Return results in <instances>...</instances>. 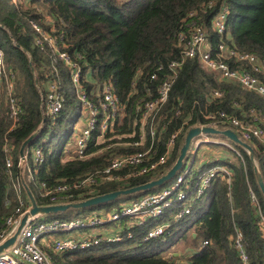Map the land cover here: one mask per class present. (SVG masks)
<instances>
[{"label":"trees","instance_id":"trees-1","mask_svg":"<svg viewBox=\"0 0 264 264\" xmlns=\"http://www.w3.org/2000/svg\"><path fill=\"white\" fill-rule=\"evenodd\" d=\"M16 1L0 0V27H3L0 28V47L5 53L6 65L15 75V97L22 111L16 127L9 131L11 120L6 107L3 104L0 106V230L18 207L12 185L17 180L19 149L38 130L42 121L40 94L35 81L46 82L52 78L58 83L63 97V106L57 117L53 121L46 119L37 138L26 148L27 152L30 147L39 146L44 154L43 164L34 166L30 161L29 172L24 171L25 183L39 206L46 203L40 199L38 183L52 186L62 180L73 182L78 177L104 169L116 156L145 150L150 143L149 129L153 116L154 123H160L158 129L160 126L165 128L155 140L159 155L163 154L170 135L181 129L168 170L178 157L187 131L196 125L208 123L205 115L226 112L230 116L243 118L254 110L260 114L259 126L264 129V98L238 85L219 81L218 76L203 69L197 59L183 61L167 102L157 113H153L143 127L140 122L144 103L155 98L163 74L159 72L156 80L150 77L159 65L166 67L171 61L181 60V47L176 37L187 24L192 21L203 24L211 44V53L215 55L219 38L211 30L210 20L219 12L222 4L228 10L227 42L232 43L238 51L252 54L264 63V0H29L26 7L22 0ZM209 2L214 3L212 9L201 8ZM193 11L197 12V16L187 19ZM44 16L52 21V35H63L64 51L82 66V81L88 93L96 84H111L124 106L123 116L116 121L113 133L100 138L98 142V132L93 134L89 156L84 160L68 159L65 153L73 129L81 118V104L71 85L68 70L53 56L46 44L42 49L36 44L37 33L31 23L49 31L50 26L42 23ZM17 45L19 48H16ZM227 62L233 68L247 67L236 65L231 60ZM253 74L264 81V74ZM214 91L221 93V97H212ZM216 125L221 130H236L230 125H222L218 117ZM141 133L144 135L142 145L133 146ZM4 136L14 147L10 175L5 168ZM221 139L226 140L224 137ZM231 145L243 163L235 152L227 150L204 166V169L223 166L231 171L230 187L225 180L216 179L193 205L190 213L173 223L170 233L163 240H140L143 232L161 222L154 221L137 228L133 240L60 254L54 256L55 264H242L231 246L234 228L244 236L249 264H264V240L249 203V187L256 194L263 215L264 199L247 153L239 146ZM249 145L264 180V142L254 140ZM149 181L151 177L122 185L102 184L92 193L73 200L84 201ZM173 181L104 205L48 215L44 219L68 220L97 209L127 203L140 196L159 192ZM22 195L26 200L24 190ZM176 208H172L168 214ZM203 241H207L208 245L202 246ZM180 251L182 257L185 255L184 261L173 255Z\"/></svg>","mask_w":264,"mask_h":264},{"label":"built area","instance_id":"built-area-1","mask_svg":"<svg viewBox=\"0 0 264 264\" xmlns=\"http://www.w3.org/2000/svg\"><path fill=\"white\" fill-rule=\"evenodd\" d=\"M213 6L214 3L209 2L201 8L206 7L210 10ZM196 16L197 12L193 11L188 14L187 19ZM227 16L228 10L222 4L219 12L210 20V28L219 38L215 55L211 53V44L203 24L192 21L187 24L184 31L178 33L176 38L178 45L181 47V60L171 61L166 67L159 65L151 75V80H156L159 72L163 74V77L155 98L145 102L141 110L140 122L142 127L153 116V113H157L167 102L172 83L185 59H197L202 68L216 74L219 81L238 85L242 89L254 92L264 98V81L253 74H264V63L252 54L238 51L232 43L227 42L229 39L226 34ZM31 24L33 30L37 33L36 44L41 49L46 44L52 50L53 56L69 72L71 85L78 102L81 104V118L73 129L74 139L66 147L65 153L68 159L84 160L89 156L88 152L92 146L90 144L93 134L98 132V138H102L109 133H113L116 121L123 116L124 106L114 93L111 84H96L89 94L82 81V66L64 51L63 35L53 36L51 33L44 31L39 25ZM230 60L236 65H244L249 69L247 67L233 68L227 62ZM14 84L15 75L6 65L5 53L0 47V106L3 104L6 107L8 118L11 120L9 131L16 127L22 112L15 97ZM36 87L40 94V112L42 121L44 120V123L41 121L38 128V136L45 120L49 118L53 121L61 111L63 97L58 83L52 78H49L46 82H41L39 85L36 83ZM212 97L220 98L221 93L214 91ZM217 117L222 125L234 127L236 129L235 134L242 142L247 144L254 140L264 142V129L259 126L261 117L254 110L243 118L230 116L226 112L211 113L204 116L208 122L207 124L196 125L195 127H211L221 130L216 125ZM159 124L158 122L154 123L153 116L149 129L150 143L143 151L116 156L104 169L95 174L78 177L73 182L62 180L52 186L38 183L40 199L46 203L44 206L82 202L73 199L82 198L83 195L92 193V190L102 184L122 185L144 177H151L152 181L166 174L170 170H168V163L173 157L177 145L176 140L181 129L170 135L166 140L163 154L159 155L155 140L165 130L164 126H160L161 128L158 129ZM143 140L144 135L141 133L133 146H141ZM193 142H195L196 148L192 154V160L188 163L184 160L182 169L172 179L174 180L173 183L159 192L140 196L133 201L109 208L97 209L68 220L57 218L47 220L44 219L45 216L43 215L33 216L26 221L17 233L21 219L30 210L28 199L25 200L22 195L25 168L29 166L30 161L34 166L44 163V154L39 146L31 148L27 152L25 150L24 159L20 156L18 158L17 180L12 185L17 196L18 207L5 220L4 227L0 230V246L13 236H15V240L9 247L0 252V264H55L54 256L60 254L133 240L137 228L159 220L161 222L154 224L143 232L140 240L141 242L153 239L163 240L170 233L173 223L183 219L190 213L193 205L212 187L216 179L225 180L228 187L231 184L232 173L227 168L215 166L204 169V166L209 162L206 149L199 155L203 164L200 167V162L195 165V154L202 145H220L219 143H221L222 146L231 151L232 146L221 139L217 143H211L208 136H200ZM2 148L5 154L6 172L10 175L14 147L7 136L3 137ZM234 152L240 157L235 150ZM208 154L216 158L221 156L219 153L209 152ZM240 160L242 161L241 157ZM29 179L32 180L31 175H29ZM248 199L257 219L260 236L264 240V215L256 194L250 187ZM175 206L177 207L176 210L168 214ZM108 226H113V229L107 232L104 231L103 229ZM234 229L231 246L236 251L240 262L249 264L244 236L240 230ZM201 245L206 246L208 242L203 241Z\"/></svg>","mask_w":264,"mask_h":264},{"label":"water","instance_id":"water-1","mask_svg":"<svg viewBox=\"0 0 264 264\" xmlns=\"http://www.w3.org/2000/svg\"><path fill=\"white\" fill-rule=\"evenodd\" d=\"M0 28L3 29V27H0ZM16 48H19V46L17 45ZM31 71L34 73V68L32 65H31ZM36 83H37V81H35V84ZM42 122L44 123V120ZM37 134H38V130L36 132H34L29 138H27L21 144V147L19 149L20 158L24 159V151L26 150L27 146H29L33 142V140H35L37 138ZM200 136L224 137L227 140H229L231 143L242 148L247 153L249 160L253 164V172H254L255 181H256L257 186H258V188H259V190L263 196V199H264V180H263V177H262L261 173L259 172L258 167L254 161L255 155H254V151H253L252 147L249 144L242 142L238 138V136L235 134V132L230 130V129L218 130V129L211 128V127H203V128L193 127L187 131V133L184 137L183 143L180 147L178 157H177L175 163L173 164V166L170 168V170L166 174H164L163 176H161L155 180L149 181L145 184L139 185V186H135L132 188L118 190V191L111 192L108 194L96 196V197L87 199L85 201L79 202V203H72V204H68V205H56V206L55 205L54 206H39V205H37V203H36L32 193H31V191L29 190L28 186L25 184L24 181H22L23 189L25 191L26 197H27L28 202L30 204V210L21 219L17 233L19 232L21 227L26 223V221L30 217H33V216H37V215L48 216V215H55V214L64 213V212L70 211V210L88 209L91 207L104 205V204L113 202V201H115L119 198H122V197H127V196L135 195L138 193L148 192V191L152 190L153 188H157V187L162 186L163 184L171 181L175 177V175L182 169L183 162L187 156L188 150L190 149L191 143L196 138H198ZM193 237H195V234L193 235ZM14 240H15V236H13L11 239L7 240L3 245H1L0 246V252L3 249L9 247L14 242Z\"/></svg>","mask_w":264,"mask_h":264},{"label":"rangeland","instance_id":"rangeland-1","mask_svg":"<svg viewBox=\"0 0 264 264\" xmlns=\"http://www.w3.org/2000/svg\"><path fill=\"white\" fill-rule=\"evenodd\" d=\"M13 2L14 3H16L17 1L16 0H13ZM26 7V6H25ZM35 9H38V8H35ZM49 20H51L49 17H47V16H44V19L42 20V23L47 27H49L50 26V30L48 31V30H46V32H48V33H51V34H53V32H54V27H53V25H49V22H47V21H49ZM41 27V26H40ZM42 28V27H41ZM43 29V28H42ZM44 30V29H43ZM45 31V30H44ZM38 83V82H37ZM39 84H41V82L40 83H38V85ZM223 129H225V128H223ZM222 129V130H223ZM208 138L210 139V142L211 143H217L218 141H219V139H221V137H218V136H208ZM73 139H74V134L70 137V139H69V141H68V144H67V147L70 145V143H72V141H73ZM222 141H224V142H226V143H228V145L229 146H232L231 148H232V151L234 152V146L233 145H231L232 143L230 142V141H228V140H224V139H221ZM98 141H101L100 140V138L99 139H97L96 140V142H98ZM220 145H202L198 150H197V153L195 154V156H196V163H195V165H197L199 162H200V165H199V167L201 166V165H203L202 164V159L201 158H199V155H200V153L203 151V150H205L206 148H208L209 149V151L211 152V153H213V154H215L216 152L218 153L219 152V154L220 153H226V152H228L227 150H229V149H227L226 147H224V146H222L221 145V143H219ZM35 147H37V146H32V147H30V149L31 148H35ZM195 142H192L191 143V146H190V149H189V151H188V154H187V156H186V158H185V162H189V161H191L192 160V154H193V152H194V150H195ZM223 151H225V152H223ZM230 152V151H229ZM232 158V157H231ZM232 160H233V158H232ZM176 161V160H175ZM234 161V160H233ZM186 163V164H187ZM26 170H29V166L27 167V168H25ZM24 182H25V180H24ZM26 184V183H25ZM82 214V213H81ZM111 229H113V226H108V227H105V229H103L104 231H110ZM182 254V253H181ZM183 257H185V255L183 256Z\"/></svg>","mask_w":264,"mask_h":264},{"label":"crops","instance_id":"crops-1","mask_svg":"<svg viewBox=\"0 0 264 264\" xmlns=\"http://www.w3.org/2000/svg\"><path fill=\"white\" fill-rule=\"evenodd\" d=\"M28 1L29 0H22L23 4L25 6H28L29 5V2ZM47 22H49V25H52V21L51 20H49ZM209 152H210L209 149L206 148V155L208 156V160L214 158V156H211L210 154H208ZM181 253H182V251H180L179 253H174L173 255H174V257H179L180 260H183L184 261L185 260V257L183 258Z\"/></svg>","mask_w":264,"mask_h":264}]
</instances>
